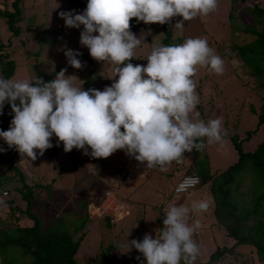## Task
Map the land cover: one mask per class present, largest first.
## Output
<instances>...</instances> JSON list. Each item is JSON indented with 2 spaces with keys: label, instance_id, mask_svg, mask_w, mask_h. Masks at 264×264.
<instances>
[{
  "label": "clouds",
  "instance_id": "9594fccd",
  "mask_svg": "<svg viewBox=\"0 0 264 264\" xmlns=\"http://www.w3.org/2000/svg\"><path fill=\"white\" fill-rule=\"evenodd\" d=\"M217 9L218 0H87L82 14L60 12L67 28L83 26L81 46L97 62L113 67L114 78L109 79L114 82L103 91L84 90L83 84H74L76 76L66 75V68L47 83L38 77L34 81L0 77V115L6 103L14 113L9 129L0 130V139L32 161L37 159L36 150L43 156L53 147V137L58 139L57 146L63 144L65 153L77 149L89 155L90 148L93 159H107L123 150L146 165L139 180L153 170L167 172L173 163L183 162L185 153L222 143L221 118L205 122L192 117L200 103L194 79L198 68L217 76L225 70L223 59L206 39L154 46L146 66L131 63L142 43L131 31L133 19L165 25L182 17L174 28L181 30L184 22ZM64 52L71 67L83 68L79 52L67 47ZM195 183L196 178H186L176 188L177 198ZM0 197L5 198L3 192ZM209 207L206 200L193 201L190 207L170 203L159 235L128 240L126 253L134 248L147 264H196L200 247L193 237L201 223L196 219L190 225L188 220L190 214L202 215Z\"/></svg>",
  "mask_w": 264,
  "mask_h": 264
},
{
  "label": "rangeland",
  "instance_id": "374dc122",
  "mask_svg": "<svg viewBox=\"0 0 264 264\" xmlns=\"http://www.w3.org/2000/svg\"><path fill=\"white\" fill-rule=\"evenodd\" d=\"M12 2L13 0H0V9L11 5ZM23 3L28 10L24 14L25 17L30 13L36 12L39 16L38 18L47 22L50 28L48 29L49 32L47 31L48 33L44 34L43 31H40L41 29H38L37 32L25 30L23 23H20L19 26L23 28L22 34L17 38H11V44H9L10 39L8 38L10 37V32L7 30L6 23L0 17V44L5 46L4 52L8 53L17 65L16 73L12 78L34 81L38 77L37 70L48 75L52 72H56L57 74L66 68V75L76 76L77 78H74L73 81L74 84L77 87L83 84L84 90L89 76L92 77L90 89L103 91L105 87L112 85L114 81L109 78H114L113 67L107 63L102 64L91 58L89 50L80 44L81 32L84 30L83 26L79 29L67 28L65 21L60 18V12L82 14L85 9H79V2L76 3L74 0H24ZM239 3L233 8L232 0H218V9L210 15L184 22V28L181 30H174L175 24L182 20V17H175L172 19L169 28L173 32V44H181L187 38H204L207 40L208 45L224 61L225 70L223 75H210L205 68H198L194 79L196 82V92L200 97V103L196 111L192 114L193 119H202L206 122L210 119L221 118L224 129L223 135L226 137L237 136L240 140H244V150L250 152L261 142H264V125L258 129L257 115L251 111V107H254L257 113L260 112L264 91L254 80L253 82L250 80L248 70L244 68L243 63L238 59L234 50V45L246 44L248 41L253 40V37L246 35L243 31L234 36L232 34V27L236 24L229 16L232 13V9L237 10V15L239 16L241 12H246L245 9H248L243 7H252L255 4H259L264 9V0H245ZM130 24L131 31L137 38H141L142 41L136 49L135 57L131 63L146 66V59L152 48L158 45H166L164 43L166 35L163 30V25H146L142 22L138 23L136 19H133ZM59 29H61V33L55 35L54 32ZM51 42L55 45H52ZM68 44L71 45L68 46ZM65 47L81 54L77 57L84 65L81 70H77L69 65L64 52ZM53 53L56 56L52 59ZM55 76L52 79H55ZM5 106L3 114L0 115V130L3 131L9 129L11 120L14 117L11 105L6 103ZM256 129L259 131L251 135L250 141H246L245 139L249 137V133ZM223 141L222 143L210 145L205 148L203 156H209L211 160L213 159V165L218 155H220V159L224 157L228 158L230 156V149L237 155L230 140L223 139ZM0 148L4 149L7 146L0 143ZM36 151L37 159L35 161L16 157L14 162L27 175L26 181H29L38 194V200L34 201V207H32V210L38 218L49 221L58 216H64L69 223H72L74 214L82 213L80 212L82 209L79 208V203L82 201H87L88 203L87 211L92 217H90L92 224L86 227L88 234L83 240L76 258L79 264H101L107 254H110L111 257L112 255L114 256L120 244L124 243L127 246L128 240H138L145 234H151L149 229L145 231V227H143L145 222H141L142 224L137 223V227H133L134 225H131L128 218L124 219L128 215L126 211L132 210L129 207L135 205L136 201H133L129 197L126 200L124 198L125 195L119 191V196L116 195L111 199V209L108 206L101 208L102 205L109 204L106 199L103 201V196L106 192L118 190L119 185L120 187L123 186V182H119V177H117V174L120 172H117L118 168H114L116 166L115 160L113 166H111V162L104 161L103 166L100 167L97 162L90 161L92 158L90 148L88 149L89 155H84L82 150L77 149H73L70 153H65L62 143L58 155L51 160L46 152L43 156H40L39 150ZM5 153L6 150H4L3 154ZM188 155H190L191 159L193 158V152L185 153L183 161H185ZM103 160H108V158ZM98 162L102 163L101 161ZM107 164L111 167L109 168ZM229 164L232 163L228 162L226 165H221L222 167L220 166L215 171H225ZM178 165L176 163L175 170H170L169 168L167 174L171 175V180L166 185L170 187H167L168 189L165 188L162 192L164 199L157 205L161 207L158 213L159 216L164 217V210L173 202L181 205L183 203L182 201H187L188 203L184 206L188 207L191 206L192 202L190 201L193 198L209 202L210 207L206 213L202 215L190 214L188 220L190 225L196 219H199L201 223L199 234H196L197 238L193 237L200 247V254L196 264H201L202 262L208 261L217 247L222 248L225 244L231 247L233 242L229 240L225 243L224 232L213 227L215 223L214 204L212 201H209V198H211L208 188L209 185L203 187L198 186L190 190L181 199H174L169 189L171 187L173 189L171 182L174 183L176 181L178 178V173L176 172L182 170L187 163ZM106 167L108 168L104 171ZM187 170L184 171L183 169V172H188ZM190 173H192L191 169ZM2 175L6 177L13 176L15 179H18L15 173L10 171L0 161V177ZM15 179L14 181L7 180L10 183H7L6 187L22 185L19 179ZM0 180L4 181L2 178ZM63 180L65 183H62ZM36 184L43 185L44 188H37L35 187ZM9 189L7 190L9 193L8 196L5 198L0 197V201H2L0 203V226L3 224L12 226L10 208L7 206V201L13 198H21L19 193L17 197L15 195L11 196V189ZM205 194L207 195L206 197ZM110 196L112 197V195ZM141 197H148V195L145 192ZM152 197L153 195H149V199ZM153 217L157 218V214ZM97 219H100L99 221L101 223L97 222ZM19 223L30 226L33 222L28 218H20ZM157 226L158 229H161L160 224ZM129 232H132L131 236L126 235ZM153 238L155 237L153 236ZM133 251L134 248L126 259V264L130 263ZM122 256L125 257V253ZM111 264L116 263L113 260ZM214 264L263 263L258 260V255L253 247H242L228 252L223 259Z\"/></svg>",
  "mask_w": 264,
  "mask_h": 264
},
{
  "label": "trees",
  "instance_id": "16d2710c",
  "mask_svg": "<svg viewBox=\"0 0 264 264\" xmlns=\"http://www.w3.org/2000/svg\"><path fill=\"white\" fill-rule=\"evenodd\" d=\"M78 1L82 6L87 7V0ZM244 1L232 0L233 8L240 4L239 2ZM23 2L24 0H13L11 5L0 9V17L11 33L9 44H11V38L21 35L22 28L19 24L27 18L24 14L28 10ZM243 8L248 9H245L246 12H241L239 16L237 10L232 9L229 16L236 24L232 27V34L235 36L243 31L246 35L253 37V40L243 45H234V50L244 68L248 70L250 80L252 82L254 80L264 91V9L259 4ZM169 26L170 24L163 25L166 35L164 43L173 45V32ZM47 31L49 32L47 29L43 33L47 34ZM58 33H61V29L54 32L55 35ZM4 49L5 46L0 44V52H2L0 53V73L1 77L11 79L16 72L17 65L10 55L4 52ZM36 72L38 78L45 83L51 82L56 74V72H52L46 75L40 70ZM91 82L92 77L89 76L85 90L91 88ZM251 111L257 115L259 129L264 125V96L260 112L257 113L254 107H251ZM258 129L249 133V137L245 140L250 141L251 135L256 134ZM223 139H229L232 143L238 155L237 162L213 176L210 175L208 156L204 155L205 157L201 158L205 149L203 151L193 150L194 174L201 179L199 186L209 185L211 201L214 204V225L223 230L225 243L229 240L233 243L231 247H228V244L222 248L217 247L208 261L201 264L219 262L228 252L242 247H253L258 255V260L264 264V142H261L255 150L247 152L243 147L244 140H240L237 136L226 137L223 135ZM0 143L7 146L2 139H0ZM51 143L53 147L45 151L50 160L58 155L61 145L59 143L57 146L58 139L56 137L52 138ZM4 150L6 153L3 154L4 151L1 153L0 161L15 173L22 185L9 187L10 190L6 187L7 183H10L7 180L14 181L15 177L3 175L0 177L4 179V181L0 180V194L8 188L11 196L17 197L18 193L21 195L20 199L18 197L7 201L12 226L6 224L0 226V263L79 264L76 258L82 242L88 234L86 227L92 222L87 211V201L79 203L82 213H75L72 223H69L64 216H58L49 221L39 219L32 210L34 201L38 200V194L29 181H26L27 175L14 162L16 157L21 158V156L15 149H9L8 146ZM35 187L44 188L39 184H36ZM20 218H28L33 223L30 226L21 225ZM157 220L162 228L164 217L159 216ZM107 223L109 226V221ZM144 236L138 240L142 241ZM194 237L197 238V235L195 234ZM110 258L111 255L107 254L101 264H108ZM129 264H147V262L142 254L134 249Z\"/></svg>",
  "mask_w": 264,
  "mask_h": 264
},
{
  "label": "crops",
  "instance_id": "0c3cea01",
  "mask_svg": "<svg viewBox=\"0 0 264 264\" xmlns=\"http://www.w3.org/2000/svg\"><path fill=\"white\" fill-rule=\"evenodd\" d=\"M74 1L76 3L79 2L78 0H74ZM80 6H81V8H80ZM78 7H79L80 10H82V9L86 10L85 6H82V4L80 2L78 4ZM38 17L39 16L36 14V12L28 14L26 20H23L21 22V23H23V25L25 27V30L27 29V30L32 31V32L33 31L37 32L38 29H41L40 31H44V30H47V29L50 28V27H48L47 22L39 19ZM7 30H8V28H7ZM22 32H23V28H22L21 34H22ZM10 36H11V33H10ZM70 45L71 44H68V46H70ZM55 56H56V54L53 53L52 59L55 58ZM251 151H253V150H251ZM229 154H230V156L228 158L224 157L223 159H220L219 158L220 155H218L217 156V160L214 162V165H213V161H212L213 159L211 160V158L208 156L210 175L216 176L219 173H221L220 171H215V170H218L221 165L222 166L226 165V163H228V162L229 163L231 162L232 164L237 162L238 155H235L234 151H232L231 149H230ZM202 157H204V156L202 155L201 158ZM116 159H117V162H116ZM219 159H220V161H219ZM97 160L101 161L102 163L98 162ZM114 160H115V164H116V166L114 168L115 169L118 168L117 172L118 173L120 172L119 174H117L118 175L117 177H119V180H120L119 182H121V183L123 182V186L120 187V185H119V189L118 190L117 189L116 190H112L113 191L112 197L111 196L107 197V196L104 195L103 196V201L106 199V201H108L109 204L102 205L101 208L108 206V208L111 209V204H112L111 199L114 198L116 195L119 196V193H118V191H119L121 194L125 195L124 198L126 200L129 197L133 201H136L135 205H133L132 207H129V208H132V210H130L131 212L130 211H126L128 213V215L125 218H128V220L130 221L131 225H134L133 227H135L137 225V223L142 224L141 222H145V224L143 225V227H145L144 228L145 231H147L149 229L150 232H151L152 237L153 236L156 237V234L158 235V232H159L158 228H157L158 227L157 225L159 224L158 220H157L159 218V213L158 212H159V210L161 208L160 206H157V205L159 203H161L163 201V199H164V196H162V192L164 191V189L167 188V187H170V186L166 185L171 180V175L167 174L169 170L167 172H160L159 170H157V171L153 170L152 172H149L148 175L144 179H140L139 180L140 176L146 170V165H140L139 162H137L135 159L130 158L129 156H127L123 150L117 151L112 156H110V159L108 158V160L93 159V158L90 159L91 162H97L98 166L100 165V167L103 166V162L104 161L111 162L112 163L111 166H113L114 165ZM183 163H187V165H185L183 167V169H184V171H186L188 169L187 170L188 172H183V169L178 171V172H176V173H178V178L176 179V181L174 183L171 182L172 186H173V189H174L175 185L178 183V181L184 175L191 174L190 173V169L192 170V173H194V167H195L194 166V157L191 159L190 155H188V157L185 159V161H183L182 163H179V165H181ZM232 164H229V166H231ZM175 165H176V163H173L172 166L170 167V170H175V168H174ZM111 166H109V168ZM104 171H106V169H104ZM62 183H65L64 180L62 181ZM169 189H170V192L173 193L172 187L169 188ZM203 190H206V189H203ZM109 192L110 191L106 192V194L109 193ZM145 192L148 195V197H141V195L143 193H145ZM149 195H153V197L151 199H149ZM206 196L207 195L205 194V197ZM211 199H212V197L209 198L210 202H211ZM193 201H200V199L198 200V198H193V199H191L190 202H193ZM182 202H183L182 203L183 205H186L188 203L187 201H182ZM132 211H133V215H132ZM119 213H122V212H119ZM155 214H157V218L153 217ZM89 215H90V213H89ZM137 216H140V217L135 219ZM89 217H91V215ZM99 220L100 219H97V222L101 223V221H99ZM91 224H92V222L89 223V226ZM213 227L218 228L216 225H214ZM126 235H130L131 236L132 232H129ZM120 245H123V247H119V249H117L115 251L114 256L112 255V257L109 260V264H111V262L113 263V260H114V263H116V264H126V259L128 258V256L130 255L132 250L130 252H128L129 253L128 254V253H126L128 251L127 246L124 243H122ZM124 253L126 255L125 257L122 256Z\"/></svg>",
  "mask_w": 264,
  "mask_h": 264
},
{
  "label": "built area",
  "instance_id": "2783aa9c",
  "mask_svg": "<svg viewBox=\"0 0 264 264\" xmlns=\"http://www.w3.org/2000/svg\"><path fill=\"white\" fill-rule=\"evenodd\" d=\"M188 177H194V178H196V183H195L194 186L189 187L188 190H187L186 192L180 193L178 199H181V198H182L183 196H185L190 190L195 189L196 187H198V186L200 185L201 180H200V178H199L197 175H195V174L184 175V176L178 181V183L176 184V186H175L174 189H173V193H172V195H173L174 199L177 198L176 188H177L182 182H184V180H185L186 178H188ZM3 196H4V197L8 196V193L4 191V192H3Z\"/></svg>",
  "mask_w": 264,
  "mask_h": 264
}]
</instances>
